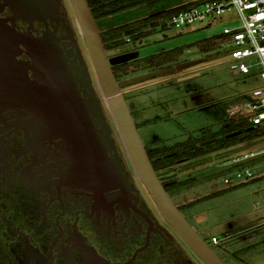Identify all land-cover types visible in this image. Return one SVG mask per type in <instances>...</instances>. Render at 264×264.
I'll use <instances>...</instances> for the list:
<instances>
[{"label":"flooded vegetation","instance_id":"af4514ba","mask_svg":"<svg viewBox=\"0 0 264 264\" xmlns=\"http://www.w3.org/2000/svg\"><path fill=\"white\" fill-rule=\"evenodd\" d=\"M71 7L59 0L22 14L14 0H0L11 29L52 41L74 96L64 99L74 113L56 117L17 99L0 106V264H207L138 176ZM19 49L16 60L33 64ZM28 75L35 79L32 67ZM98 146L105 172L93 169Z\"/></svg>","mask_w":264,"mask_h":264},{"label":"rangeland","instance_id":"374dc122","mask_svg":"<svg viewBox=\"0 0 264 264\" xmlns=\"http://www.w3.org/2000/svg\"><path fill=\"white\" fill-rule=\"evenodd\" d=\"M67 1L74 9L73 2ZM166 1L128 11L117 23L157 10ZM163 23L167 26L161 27ZM241 24L235 5L180 27L171 26L168 17L141 42H130L111 52V56L124 55L130 60L176 51V57L160 67L204 58L122 88L146 146L184 141L199 135L203 128L225 129L233 121L230 106L242 103L264 84L256 72L244 74L232 68L231 43L224 38V29ZM212 37H219L217 45L202 49L200 42ZM152 69L156 68L149 67L127 77ZM246 167L253 171V177L225 182L226 177L232 179L237 170ZM174 170L179 181L192 179L170 190L173 201L182 207L189 222L215 251L229 264H264V132L179 163ZM213 236L220 239L219 244L212 241Z\"/></svg>","mask_w":264,"mask_h":264},{"label":"water","instance_id":"95a60500","mask_svg":"<svg viewBox=\"0 0 264 264\" xmlns=\"http://www.w3.org/2000/svg\"><path fill=\"white\" fill-rule=\"evenodd\" d=\"M72 1L99 84L138 176L156 201L163 217L207 264H227L173 201L152 163L131 108L122 92V88L126 85L187 67L204 58H194L117 79L113 64L129 59L124 58V55L109 56L88 0ZM58 5L59 0H14L15 11L22 14L33 11L45 13L57 8ZM21 44L28 49L34 60L33 64L24 65L16 60ZM28 67L33 68L35 79L29 77ZM64 74L57 48L47 35L33 38L11 29L0 19V106L12 99H17L53 117L63 112L66 115L73 114V106L64 101L74 97L67 94L66 89L69 88V83L64 79ZM75 112L78 113L76 109ZM93 169L97 172H105L108 169L105 152L101 146L93 147Z\"/></svg>","mask_w":264,"mask_h":264},{"label":"trees","instance_id":"16d2710c","mask_svg":"<svg viewBox=\"0 0 264 264\" xmlns=\"http://www.w3.org/2000/svg\"><path fill=\"white\" fill-rule=\"evenodd\" d=\"M158 1L164 0H88L108 54L127 46L130 42L133 45L141 42L144 37L153 34L171 14L192 4L183 0H167L166 4H162L157 10L117 23L124 13ZM166 26V23H163L161 27ZM219 40V37H212L201 41L200 46L206 50L216 46ZM175 57L176 51L153 53L116 63L112 67L115 76L121 79L149 67H160ZM231 119L233 121L220 131L203 128L199 135L184 141L164 146H146L159 177L168 183V190L178 188L183 183L187 184L192 179L179 181L174 170L179 163L248 140L264 132V124L253 125L247 115L240 114Z\"/></svg>","mask_w":264,"mask_h":264},{"label":"built area","instance_id":"2783aa9c","mask_svg":"<svg viewBox=\"0 0 264 264\" xmlns=\"http://www.w3.org/2000/svg\"><path fill=\"white\" fill-rule=\"evenodd\" d=\"M192 4L169 17L170 25H182L204 20L209 15L224 12L230 5H235L242 24L237 27H225V39L231 43L234 59V71L244 74L256 72L264 80V0H183ZM247 115L253 125L264 124V84L246 96L242 103L230 106L229 116ZM253 177V171L246 167L236 171L234 177L225 178L226 183L236 178ZM212 241L219 244L217 236Z\"/></svg>","mask_w":264,"mask_h":264},{"label":"bare ground","instance_id":"6f19581e","mask_svg":"<svg viewBox=\"0 0 264 264\" xmlns=\"http://www.w3.org/2000/svg\"><path fill=\"white\" fill-rule=\"evenodd\" d=\"M74 4V3H73ZM75 8V7H74ZM76 11V10H75ZM77 14V13H76ZM77 17H78V15H77ZM78 20H79V18H78ZM79 23H80V21H79ZM80 26H81V24H80Z\"/></svg>","mask_w":264,"mask_h":264}]
</instances>
